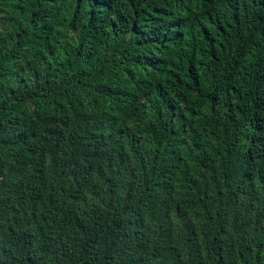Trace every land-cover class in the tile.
<instances>
[{
    "label": "trees",
    "instance_id": "16d2710c",
    "mask_svg": "<svg viewBox=\"0 0 264 264\" xmlns=\"http://www.w3.org/2000/svg\"><path fill=\"white\" fill-rule=\"evenodd\" d=\"M0 264H264V0H0Z\"/></svg>",
    "mask_w": 264,
    "mask_h": 264
}]
</instances>
